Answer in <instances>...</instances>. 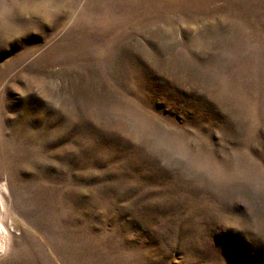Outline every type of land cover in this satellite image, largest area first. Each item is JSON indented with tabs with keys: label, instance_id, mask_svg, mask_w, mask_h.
Segmentation results:
<instances>
[{
	"label": "rangeland",
	"instance_id": "1",
	"mask_svg": "<svg viewBox=\"0 0 264 264\" xmlns=\"http://www.w3.org/2000/svg\"><path fill=\"white\" fill-rule=\"evenodd\" d=\"M0 264H264V0H0Z\"/></svg>",
	"mask_w": 264,
	"mask_h": 264
}]
</instances>
